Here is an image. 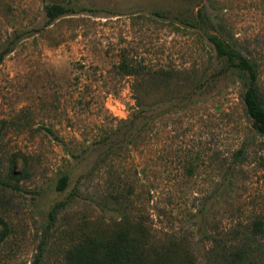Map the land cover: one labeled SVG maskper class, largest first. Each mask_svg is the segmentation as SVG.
Returning a JSON list of instances; mask_svg holds the SVG:
<instances>
[{
  "label": "rangeland",
  "instance_id": "1",
  "mask_svg": "<svg viewBox=\"0 0 264 264\" xmlns=\"http://www.w3.org/2000/svg\"><path fill=\"white\" fill-rule=\"evenodd\" d=\"M50 1L87 10L45 24L43 3ZM213 1L257 61L264 94V0ZM196 3L0 0V50L8 48L0 61V174L11 154L16 172L22 158L27 169L0 183V264H31L39 244L36 264H65L77 234L107 231L122 216L141 222L157 242L181 240L198 264H207L212 238L226 241L255 217L264 226V134L243 112L237 77L209 74L190 100L187 82L154 85L143 94L150 102L143 118L135 116L131 75L115 65L124 46L153 70L202 74L210 48L152 14L194 12ZM184 158L195 162L191 173ZM62 172L68 178L57 188Z\"/></svg>",
  "mask_w": 264,
  "mask_h": 264
},
{
  "label": "trees",
  "instance_id": "2",
  "mask_svg": "<svg viewBox=\"0 0 264 264\" xmlns=\"http://www.w3.org/2000/svg\"><path fill=\"white\" fill-rule=\"evenodd\" d=\"M83 10L87 8L70 2H44V23L49 24L59 16ZM152 14L174 27L196 34L204 47L210 48L212 54L208 68L198 77L187 70L183 77L178 78L176 74L178 70L172 67L153 70L128 56L124 46L120 47L115 65L118 71L132 77L134 109L138 112L135 116L145 117L150 102L143 100V94L150 91L154 85L167 87L171 84L177 89L179 83L187 82V99L190 100L191 95L209 74L213 77L231 74L241 83L243 112L251 121V127L256 133L264 134V94L257 84L258 63L249 50L240 46L234 33L223 23L221 10L216 7L214 1L197 0L194 12H190V8L187 11L176 12L160 8L154 9ZM7 50L8 48L0 50V61ZM145 123L147 121L142 119L139 125ZM40 128L55 136L49 127ZM119 128L118 124L109 133L101 134L99 138L104 139L106 135L115 134ZM22 159V166L16 172L13 169L14 154L7 157L5 172L3 175L0 174V183L9 184L27 173L25 159ZM180 164L187 173H191L195 166V162L187 158L181 160ZM67 178L65 172L60 173L56 187L63 188ZM62 204V201L55 202L48 210V217L51 218L54 209ZM122 215L123 213L120 214ZM262 221L263 219L259 217L253 218L243 232H232L226 241L217 237L212 238L213 244L206 254L207 264H264ZM0 223L2 226L5 225L1 219ZM106 230L96 228L77 234L63 252L65 264H198L189 247L181 240L168 238L166 241L157 242L137 220L122 216L114 226ZM3 235L2 229L0 240ZM41 251L42 247L39 244L31 264H36L40 260Z\"/></svg>",
  "mask_w": 264,
  "mask_h": 264
}]
</instances>
